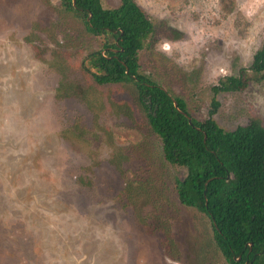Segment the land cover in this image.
Masks as SVG:
<instances>
[{
	"label": "rangeland",
	"instance_id": "rangeland-1",
	"mask_svg": "<svg viewBox=\"0 0 264 264\" xmlns=\"http://www.w3.org/2000/svg\"><path fill=\"white\" fill-rule=\"evenodd\" d=\"M134 1L154 24L141 72L198 120L214 97L223 129L264 126V80L211 91L250 66L264 5L249 17L246 0ZM101 43L61 0H0V264H227L209 219L179 202L186 171L163 158L132 83L84 71Z\"/></svg>",
	"mask_w": 264,
	"mask_h": 264
},
{
	"label": "trees",
	"instance_id": "trees-1",
	"mask_svg": "<svg viewBox=\"0 0 264 264\" xmlns=\"http://www.w3.org/2000/svg\"><path fill=\"white\" fill-rule=\"evenodd\" d=\"M86 31L102 38L83 68L98 85L132 83L151 130L159 137L166 162L183 167L174 180L179 202L205 215L213 241L227 264H264V126L256 118L233 130L208 117H192L183 99L171 95L140 71L138 53L154 34V24L134 0L105 8L100 0H61ZM264 80V39L247 68L225 76L213 94L242 91ZM176 102V107L173 102ZM188 118L190 121H188Z\"/></svg>",
	"mask_w": 264,
	"mask_h": 264
},
{
	"label": "clouds",
	"instance_id": "clouds-1",
	"mask_svg": "<svg viewBox=\"0 0 264 264\" xmlns=\"http://www.w3.org/2000/svg\"><path fill=\"white\" fill-rule=\"evenodd\" d=\"M262 5H264V0H246V3L241 5V8L246 12L249 17H251L258 11V9ZM162 47L165 50H168L171 46L170 44L165 43ZM220 71L224 72V69H221Z\"/></svg>",
	"mask_w": 264,
	"mask_h": 264
},
{
	"label": "water",
	"instance_id": "water-1",
	"mask_svg": "<svg viewBox=\"0 0 264 264\" xmlns=\"http://www.w3.org/2000/svg\"><path fill=\"white\" fill-rule=\"evenodd\" d=\"M173 104H174V106L176 107V102H175V101L173 102ZM176 108H177V107H176ZM188 121H190V119H189V118H188Z\"/></svg>",
	"mask_w": 264,
	"mask_h": 264
}]
</instances>
